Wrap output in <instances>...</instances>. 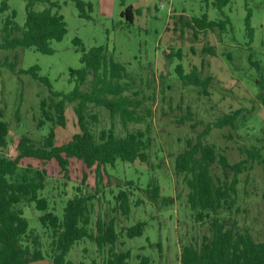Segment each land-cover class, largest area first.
I'll return each instance as SVG.
<instances>
[{
  "label": "rangeland",
  "instance_id": "rangeland-1",
  "mask_svg": "<svg viewBox=\"0 0 264 264\" xmlns=\"http://www.w3.org/2000/svg\"><path fill=\"white\" fill-rule=\"evenodd\" d=\"M81 1L85 2L88 17L80 16L75 0L34 1V10H41L49 3L57 4L53 11L62 14L66 22V34L59 41H51V53H42L34 47H0V119L7 122L9 128V146L5 153L11 155L15 151L21 135L40 138L48 132V122L37 126L40 100L50 96L52 91L69 92L73 87L69 82V69L82 65V51L94 45L105 46L113 59L121 62L129 76L135 79V90L151 98L146 104L152 109L148 123L153 138L150 160L155 168L138 161H117L115 166L107 165L100 178L94 168H87L77 159L70 160L68 171L60 169L54 160L27 158L21 165L46 169V186L41 194L48 196L50 206L57 207L58 212L76 186H82L84 191H98L93 219L111 198L110 190L115 193L126 186L127 180H133L129 186L133 192L131 200L141 197L144 201L138 206L131 204L128 216L117 215V228L124 231L138 221L146 225L141 235L128 238L124 234L122 237L125 244L119 248L130 250L126 264H139L137 257L142 255L148 256L152 264H178L181 241L206 231V225L192 222L186 203L188 189L183 176L174 171V158L186 146V139L194 137L195 140L207 123L237 111L233 127L212 126L204 142L215 144L217 151L224 153L230 163L245 157L239 147H261L264 157V103L261 101L264 99V0H229L221 8L213 4L214 0ZM8 3L9 9L0 15V41L4 34L1 29L12 11L16 24L23 26L25 22L26 0H8ZM128 5L133 7L132 22L121 14ZM203 14L209 20L228 19V22L223 28L201 30L191 19ZM248 14L252 39L245 22ZM75 39L80 44H75ZM208 48L214 52L209 53ZM178 50L180 58L176 54ZM179 63L184 73L196 66L201 78L212 77L204 92L202 86L183 84L175 72ZM40 76H45L50 85L41 82ZM91 110L99 117L96 129L112 125L120 133L124 132L118 117L111 118L104 108L93 106ZM187 110L191 111L193 120L183 117L188 116ZM65 115L66 126H56L59 142L79 130L72 105L66 106ZM145 126L144 123H130L128 129ZM214 172L222 178L219 168ZM83 173L87 176L84 183L81 181ZM151 178L159 182L161 195L169 197L168 205L161 202L153 205L145 196ZM238 180L237 217L244 218L254 235L262 238V165L254 162L249 170L238 174ZM137 185L142 189H132ZM101 190L107 198L100 199ZM21 207L32 226L46 236L38 222L40 213L32 204L23 203ZM69 258L88 264L97 258L96 247L88 240H80Z\"/></svg>",
  "mask_w": 264,
  "mask_h": 264
},
{
  "label": "trees",
  "instance_id": "trees-1",
  "mask_svg": "<svg viewBox=\"0 0 264 264\" xmlns=\"http://www.w3.org/2000/svg\"><path fill=\"white\" fill-rule=\"evenodd\" d=\"M34 1L26 0L23 26L15 23L13 11L7 17L1 29L4 32L1 48L34 47L42 53H51V41H59L66 34L63 15L53 11L57 4L49 3L41 10H34ZM228 1L214 0L213 4L221 8ZM75 3L80 16L88 17L84 10L85 2L75 0ZM88 8L91 9L90 3ZM8 9V0H0V15ZM121 14L132 22L133 7L128 5ZM191 22L201 30L212 31L218 26L225 27L228 19L209 20L203 14L200 18H192ZM245 22L252 39L249 14ZM75 44H80L78 39H75ZM207 51L214 52L211 48ZM176 54L180 58L179 50ZM80 63V67L69 69V82L73 83L69 92L52 91L50 96L40 100L37 126L50 124L45 135L40 138L21 135L15 151L9 155L5 153L9 146V128L7 122L0 119V264H87L83 261L76 263L69 258L80 240H88L96 247L97 258L91 259L88 264H126L130 250L119 248L125 244L122 237L124 234L128 238L141 235L146 225V222L138 221L124 231L117 228V215L128 216L131 204L138 206L144 201L141 197L131 200L133 192L129 186L133 180H127V187H120L115 193L110 190L111 198L106 200L103 211L100 210L93 219L94 199L98 191H84L82 186H76L58 212L57 207L50 206L48 196L41 194L46 186V169L31 164L21 165V161L27 158L54 160L60 169L68 171L70 160L77 159L87 168H94L100 178L105 167L115 166L117 161H138L155 168L150 160L153 138L148 123L152 109L146 104L151 98L135 90V79L129 76L121 62L113 59L105 46L94 45L82 51ZM175 72L183 84L202 86L203 92L212 79L210 76L201 78L196 66L184 73L181 63L176 65ZM39 80L50 85L45 76H40ZM261 101L264 103V99ZM67 105H72L79 130L59 142L56 126H66ZM93 106L104 108L111 118L118 117L124 132L120 133L112 125L96 129L99 117L91 110ZM186 113L188 116L183 117L193 120L191 111ZM236 113H225L213 123H207L195 140L194 137L186 139V146L174 158V171L183 176L188 189L186 203L192 222L206 225V231L201 235L181 241L178 264H264V231L262 238L255 236L245 224L246 220L237 217L239 207L236 206L238 174L249 170L254 162L264 169L261 147H239L245 157L230 163L224 153L217 151L215 144L204 142L212 126L233 127ZM130 123H144L146 126L143 129H128ZM215 168L220 169L222 178L215 175ZM86 177L83 173L82 183ZM132 189L142 188L137 185ZM144 193L153 205L169 203V197L161 195L156 178L149 180ZM100 196V199L107 198L104 190L100 191ZM261 199L264 220V190ZM23 203L32 204L40 213L38 222L46 236H42L24 215ZM137 258L139 264H152L148 256Z\"/></svg>",
  "mask_w": 264,
  "mask_h": 264
}]
</instances>
